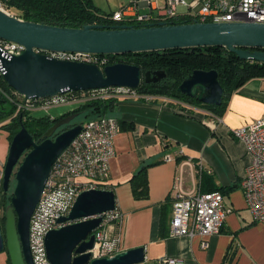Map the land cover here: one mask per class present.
I'll return each instance as SVG.
<instances>
[{"label": "water", "instance_id": "95a60500", "mask_svg": "<svg viewBox=\"0 0 264 264\" xmlns=\"http://www.w3.org/2000/svg\"><path fill=\"white\" fill-rule=\"evenodd\" d=\"M0 39L21 44L24 50L9 54L0 48V69L5 82L26 100L45 99L67 92L98 90L109 87L137 89L143 81L158 82L166 72L146 71L128 63L108 64L58 59L50 53L83 52L99 55L124 54L189 47L221 46L242 60L264 62V23L194 22L60 27L27 21L7 11L0 3ZM182 94L203 104L221 105L224 88L217 70L195 69L178 87ZM72 113L55 122L36 141L22 124L10 143L4 166L2 187L11 188L16 180L5 226L0 223V253L5 251L11 264H35L30 246L32 215L42 197L52 165L72 143L83 123L57 133L77 118ZM117 208L116 194L110 188L85 190L61 222H71L46 235L51 264H140L146 248L135 247L110 257L94 258L95 231L104 215Z\"/></svg>", "mask_w": 264, "mask_h": 264}, {"label": "crops", "instance_id": "0c3cea01", "mask_svg": "<svg viewBox=\"0 0 264 264\" xmlns=\"http://www.w3.org/2000/svg\"><path fill=\"white\" fill-rule=\"evenodd\" d=\"M74 108L75 104H63L32 114L57 117ZM202 109L185 112L162 102L119 99L109 110L120 131L109 177L100 184L115 191L117 209L124 216L121 251L146 248V259L140 264H156L162 257L178 258L180 264H264V224L254 221L241 186L250 158L246 145L232 132L264 116V78H253L233 92L225 113L219 116L221 121ZM9 148L8 132L0 125V191ZM167 155L172 159L165 160ZM188 158L192 165L183 169L182 189L221 188L224 205L231 209L219 234L194 238L171 234L175 186L181 162ZM144 165H148L149 192L139 199L131 178ZM162 217L165 237L161 235ZM9 258L3 251L0 264H10Z\"/></svg>", "mask_w": 264, "mask_h": 264}, {"label": "built area", "instance_id": "2783aa9c", "mask_svg": "<svg viewBox=\"0 0 264 264\" xmlns=\"http://www.w3.org/2000/svg\"><path fill=\"white\" fill-rule=\"evenodd\" d=\"M143 9H145L143 11ZM114 25L158 24L169 20L194 22H255L264 23V0H165L158 6L156 0H133L113 10L108 17ZM0 48L9 54H19L24 47L16 42L0 39ZM58 59L95 63L101 67L110 62L109 55L83 52L50 53ZM0 76L2 72L0 69ZM18 110H49L63 104L81 105L95 99H143L162 102L175 109L189 112L204 110L201 107L173 99L142 94L129 87H109L98 90L67 92L45 99L26 100L15 92L8 96ZM207 110V109H206ZM212 113V112H211ZM221 121L220 117L215 118ZM120 131L118 120L110 115L98 116L83 123V128L72 143L60 154L52 165L42 197L32 215L30 246L35 264H51L46 235L71 222H61L70 214L77 197L85 190L101 188L100 181L110 174V162L116 155V136ZM233 135L247 147L250 162L241 180L245 201L255 222L264 224V116L232 129ZM184 151L179 156H184ZM167 155L165 160H171ZM192 165L190 158L183 160L180 176L175 186L171 219V234L176 236L209 237L219 234L231 209L224 205L220 191L202 192L196 189L184 191L183 169ZM123 214L117 208L104 215L100 227L95 231L94 258L110 257L121 251ZM207 246V241L203 242ZM173 257H162L156 264H180Z\"/></svg>", "mask_w": 264, "mask_h": 264}, {"label": "trees", "instance_id": "16d2710c", "mask_svg": "<svg viewBox=\"0 0 264 264\" xmlns=\"http://www.w3.org/2000/svg\"><path fill=\"white\" fill-rule=\"evenodd\" d=\"M0 3L7 11L19 18L37 23L73 28L83 27L88 24L114 25L108 19L113 11H101L94 0H0ZM187 21L175 19L169 20L167 23L182 24ZM142 25L136 24L138 27ZM109 57V64L118 62L134 64L141 68L143 74L146 71L163 70L166 72V77L158 82L147 83L143 81L137 88L140 93L179 99L195 107L208 109L218 116H222L225 113L233 92L253 78H264V62L242 60L236 53L221 46L132 52L112 54ZM195 69H214L218 71L221 85L224 88L221 105L203 104L196 98L186 96L178 91V87L184 78ZM14 95L15 91L0 76V125L8 132L10 143L21 129L22 124L27 127L36 141H41L45 132L60 119L72 113H79V117L82 116V120L75 123H84L89 119L108 115L110 108L119 100L116 98L90 100L81 105H76V108L60 116L51 117L50 115L34 116L31 111L18 110L17 105L8 97H13ZM155 102H158V100L155 99ZM68 126L64 125L63 127ZM147 168L148 165L142 166L131 178L134 195L139 199L148 196ZM101 188L108 187L102 186ZM212 191L223 193L221 188H210L205 191L202 187V192ZM12 196V189L4 191L3 187L1 188L0 209L3 212V216H0V223L3 228L5 226L6 211L11 204ZM165 225V218L162 217V237L167 235ZM9 262L11 264L10 258Z\"/></svg>", "mask_w": 264, "mask_h": 264}, {"label": "rangeland", "instance_id": "374dc122", "mask_svg": "<svg viewBox=\"0 0 264 264\" xmlns=\"http://www.w3.org/2000/svg\"><path fill=\"white\" fill-rule=\"evenodd\" d=\"M133 0H94L96 6L101 10V11H106V12H111L115 9H119L121 6L126 5L130 3ZM158 3V6H163L165 3V0H156ZM145 9H143L144 11ZM58 107V106H56ZM82 120V116H78L77 119H75L73 122H79ZM16 185V181L13 178L12 183H11V189L14 190V187ZM0 216H3V212L0 209Z\"/></svg>", "mask_w": 264, "mask_h": 264}, {"label": "flooded vegetation", "instance_id": "af4514ba", "mask_svg": "<svg viewBox=\"0 0 264 264\" xmlns=\"http://www.w3.org/2000/svg\"><path fill=\"white\" fill-rule=\"evenodd\" d=\"M76 119V118H75ZM74 119V120H75ZM74 120H72L70 123H68V124H65V125H69L68 127H60L58 130H57V133H59V132H61L62 130H64V129H66V128H69V127H71L75 122H73ZM60 130V131H59ZM14 178V177H13ZM12 178V179H13ZM3 182V181H2ZM11 183H12V181H11ZM4 190V189H3ZM10 190H11V188H10Z\"/></svg>", "mask_w": 264, "mask_h": 264}]
</instances>
